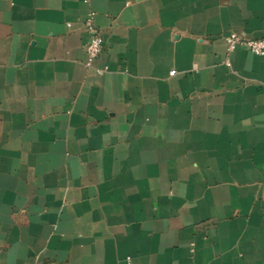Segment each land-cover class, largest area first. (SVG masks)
<instances>
[{
	"label": "crops",
	"instance_id": "obj_1",
	"mask_svg": "<svg viewBox=\"0 0 264 264\" xmlns=\"http://www.w3.org/2000/svg\"><path fill=\"white\" fill-rule=\"evenodd\" d=\"M232 33L264 0H0V264H264V56Z\"/></svg>",
	"mask_w": 264,
	"mask_h": 264
},
{
	"label": "built area",
	"instance_id": "obj_2",
	"mask_svg": "<svg viewBox=\"0 0 264 264\" xmlns=\"http://www.w3.org/2000/svg\"><path fill=\"white\" fill-rule=\"evenodd\" d=\"M84 27L88 33V40L85 46L86 61L84 66L91 70L95 62L100 57L104 49V40L101 33L95 26V14L91 13L84 22ZM228 53L238 49L245 48L257 56H264V38L259 40H250L238 34L232 33L225 36ZM229 64V62H227ZM108 68L98 69L99 74H105Z\"/></svg>",
	"mask_w": 264,
	"mask_h": 264
}]
</instances>
